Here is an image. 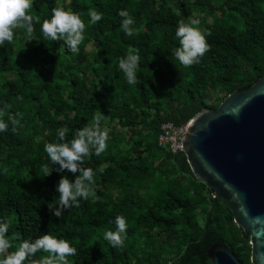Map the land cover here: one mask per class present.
I'll return each mask as SVG.
<instances>
[{
	"label": "trees",
	"instance_id": "trees-1",
	"mask_svg": "<svg viewBox=\"0 0 264 264\" xmlns=\"http://www.w3.org/2000/svg\"><path fill=\"white\" fill-rule=\"evenodd\" d=\"M60 4L83 13L79 53L42 32ZM90 8L104 14L96 24ZM121 8L135 18L131 36L121 27ZM28 11L40 18L33 37L20 27L0 45V107L11 105L20 121L0 133V221L13 246L48 232L77 248L70 264H211L208 251L221 242L253 264L250 237L227 202L197 179L184 151L172 153L157 139L162 122L184 123L264 75V0H34ZM189 18L209 33V47L185 67L171 49L178 22ZM137 48L138 82L129 84L119 59ZM98 114L100 127L110 129L108 148L82 165L96 170L94 194L56 217L49 205L58 201L60 177L80 173L56 171L44 146L56 142L60 127L70 140ZM120 214L128 235L112 247L104 232Z\"/></svg>",
	"mask_w": 264,
	"mask_h": 264
},
{
	"label": "clouds",
	"instance_id": "clouds-1",
	"mask_svg": "<svg viewBox=\"0 0 264 264\" xmlns=\"http://www.w3.org/2000/svg\"><path fill=\"white\" fill-rule=\"evenodd\" d=\"M34 0H0V45L14 39V29L23 27L28 37L34 35V17L29 13ZM121 19V27L124 34H134L135 18L126 9L121 8L118 12ZM87 15L89 23L96 24L102 20L103 13L95 8H90ZM83 13L66 8L60 4L52 9L50 18L44 19L41 29L45 36L52 40H63L67 49L72 53H79V45L84 40L85 20ZM200 20L197 18L181 19L176 27L175 36L178 39V46L171 49L172 56L185 67L199 63L200 58L208 50L207 31L199 27ZM33 39V38H32ZM140 50L129 49L125 56L119 59V69L125 74L129 84L138 82L137 68L140 63ZM11 105L6 102L0 107V133L8 130L9 124L15 130L20 121L9 109ZM6 117V119H5ZM101 117L98 114L95 123L85 125L77 130L73 137L68 140L66 135L69 129L62 126L57 131L56 142L46 143L44 148L48 157L55 165V170L64 172L67 170L75 175L73 180L69 175H62L56 185L59 194L55 205H49L53 215L61 217L66 209L73 206L79 207L82 199H87L94 194L95 172L92 167H82L85 157L91 158L93 152L99 156L108 148L109 132L107 126L100 127ZM189 121V120H188ZM53 170L46 168L44 175H50ZM102 171V169H101ZM113 223L114 229L104 232V239L112 247H122L127 238L128 222L123 215H116ZM9 225L0 221V264H70L69 257L77 252V248L68 240L51 233H44L36 239L25 240L18 246H13L8 238ZM9 249H13L9 251ZM46 252L38 259H32L37 252Z\"/></svg>",
	"mask_w": 264,
	"mask_h": 264
},
{
	"label": "water",
	"instance_id": "water-1",
	"mask_svg": "<svg viewBox=\"0 0 264 264\" xmlns=\"http://www.w3.org/2000/svg\"><path fill=\"white\" fill-rule=\"evenodd\" d=\"M183 151L197 177L227 202L250 237L253 264H264V75L188 121ZM211 264H243L228 244L214 243Z\"/></svg>",
	"mask_w": 264,
	"mask_h": 264
},
{
	"label": "built area",
	"instance_id": "built-area-1",
	"mask_svg": "<svg viewBox=\"0 0 264 264\" xmlns=\"http://www.w3.org/2000/svg\"><path fill=\"white\" fill-rule=\"evenodd\" d=\"M189 122L175 124L172 121L161 123L157 145L172 153L183 151V142ZM164 264H172L170 261Z\"/></svg>",
	"mask_w": 264,
	"mask_h": 264
},
{
	"label": "rangeland",
	"instance_id": "rangeland-1",
	"mask_svg": "<svg viewBox=\"0 0 264 264\" xmlns=\"http://www.w3.org/2000/svg\"><path fill=\"white\" fill-rule=\"evenodd\" d=\"M93 45H94V43H93V42H90L89 45L87 46V48L90 49V47L93 46ZM214 100H215V98H214ZM212 101H213V100H212ZM118 129H119V130L121 129L120 126L118 127Z\"/></svg>",
	"mask_w": 264,
	"mask_h": 264
}]
</instances>
